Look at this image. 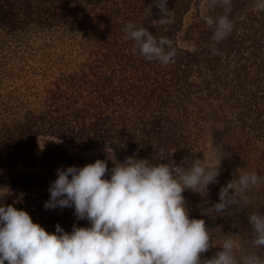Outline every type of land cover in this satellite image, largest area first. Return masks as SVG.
Instances as JSON below:
<instances>
[{
  "label": "trees",
  "instance_id": "trees-1",
  "mask_svg": "<svg viewBox=\"0 0 264 264\" xmlns=\"http://www.w3.org/2000/svg\"><path fill=\"white\" fill-rule=\"evenodd\" d=\"M203 1L168 0L174 22L160 25L154 0H0V167L27 169L0 173L16 183L0 188V203L18 201L49 232L87 226L72 207H43L58 168L88 164L78 149L180 165L205 159L208 142L210 158L229 144L244 171L264 177L256 170L264 161V11L256 0H232L233 31L213 54L203 17L223 7L201 11ZM129 21L171 39L174 60L133 54L123 32ZM247 197L264 206V198Z\"/></svg>",
  "mask_w": 264,
  "mask_h": 264
},
{
  "label": "clouds",
  "instance_id": "clouds-1",
  "mask_svg": "<svg viewBox=\"0 0 264 264\" xmlns=\"http://www.w3.org/2000/svg\"><path fill=\"white\" fill-rule=\"evenodd\" d=\"M207 4L223 7L222 15L203 17L213 29V54H219L215 45L234 28L229 18L232 0H207ZM153 5L159 10L160 25L174 22L168 0H154ZM255 10L264 11V0H256ZM123 32L134 42L133 54L138 49L147 61L162 65L174 60L171 39L132 21ZM106 152L114 164L110 171L107 159L99 158L82 167L58 168L43 204L46 210L72 207L76 219L87 220V226L74 223L69 232L56 224L49 232L15 207L18 201L0 203V264H264L259 251L264 249V213L248 216L252 234L248 249L235 234H225L217 243L205 219L190 218L183 193H208L209 185L218 182L224 157L214 152L209 159L185 157L177 165L171 159L153 163L135 154L119 162L113 152L111 157L107 148ZM261 184L264 177L256 171L242 172L220 188L210 213L222 217L230 207L247 203L246 193ZM217 246L210 259H201Z\"/></svg>",
  "mask_w": 264,
  "mask_h": 264
},
{
  "label": "rangeland",
  "instance_id": "rangeland-1",
  "mask_svg": "<svg viewBox=\"0 0 264 264\" xmlns=\"http://www.w3.org/2000/svg\"><path fill=\"white\" fill-rule=\"evenodd\" d=\"M207 0H204L200 4L201 11H205L207 8ZM197 8L194 7L186 16V21L189 24L194 16L196 15ZM211 143V142H210ZM210 143L208 142L203 149V153L205 154V159H209V148L211 147ZM227 143V142H226ZM78 156L85 159V162L92 163L97 158L99 159H107V152L106 149H90V150H75ZM110 157L112 156V152L108 150ZM221 156L223 158V171L220 177L218 178V182L214 185H209L208 193L206 192L204 196H201L198 193H193L191 191H185L183 195L186 198L189 215L190 218H203L206 221V225L209 228H213V239L219 243L225 234H235L241 242H243L244 249H248L251 244L252 234H251V226L248 224V216L253 212H260L264 213V206L262 205H255V204H241L237 206L230 207L223 215L215 216L214 214L210 213L209 209L210 206L219 200V191L220 188L225 185L228 181L232 178H235L242 172H244V167L246 166V162L243 158H238L235 156L234 148L231 145L224 144L221 146ZM115 159L119 162H123L125 157L121 154H117L113 152ZM114 158V157H112ZM107 165L109 171L114 166L113 161L111 159H107ZM78 167H82V163H78ZM256 166V164H255ZM25 168L23 165L18 167H0V173L9 174V175H17L20 172H24ZM28 170H31L28 168ZM256 170H262L264 172V161L261 163V167L256 168ZM0 188L3 190H15L16 183H12L7 179H0ZM253 192V193H252ZM248 196H255L264 198V192L260 190V192L255 191L254 189L250 192L246 193ZM204 214V215H203ZM231 220V224H229L228 220ZM219 250L217 247L210 248L206 253L209 256H213ZM261 254H264V249L259 250ZM202 259V258H201Z\"/></svg>",
  "mask_w": 264,
  "mask_h": 264
}]
</instances>
